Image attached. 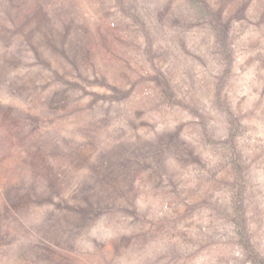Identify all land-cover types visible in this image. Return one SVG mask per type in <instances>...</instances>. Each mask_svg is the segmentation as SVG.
Masks as SVG:
<instances>
[{
	"label": "rangeland",
	"instance_id": "374dc122",
	"mask_svg": "<svg viewBox=\"0 0 264 264\" xmlns=\"http://www.w3.org/2000/svg\"><path fill=\"white\" fill-rule=\"evenodd\" d=\"M218 2L227 58L201 23L0 0V264L264 262V0Z\"/></svg>",
	"mask_w": 264,
	"mask_h": 264
},
{
	"label": "trees",
	"instance_id": "16d2710c",
	"mask_svg": "<svg viewBox=\"0 0 264 264\" xmlns=\"http://www.w3.org/2000/svg\"><path fill=\"white\" fill-rule=\"evenodd\" d=\"M154 2V8H149L147 0H110L116 12L121 16H129L139 27L145 24L146 16H153L158 23L160 20L164 24L178 25L180 28L187 23L195 22L204 25L208 34L213 35V41L218 46L219 53L227 58L229 56V32L231 29L232 13H224L218 0H151ZM146 3V4H145ZM177 3V4H175ZM144 6L145 9L143 8ZM144 9V10H142ZM149 11V12H148ZM162 18V19H161ZM215 46V45H214ZM217 49V48H216ZM223 76V75H221ZM223 77L219 78L222 79ZM162 96L168 98L171 91L166 84L161 85ZM227 123V134L229 142L226 145L229 161L234 171V202L236 206L244 203L246 192V169L245 159L241 147L238 144L237 137L244 130L240 117L231 109L225 112ZM212 136V133L205 129L204 137ZM207 138V137H206ZM234 218L242 217L243 213L233 206ZM243 240V239H242ZM246 240L247 253L250 257L260 264H264L260 255L254 251L248 239ZM244 240V241H245Z\"/></svg>",
	"mask_w": 264,
	"mask_h": 264
}]
</instances>
